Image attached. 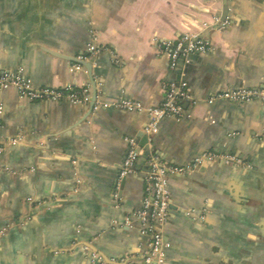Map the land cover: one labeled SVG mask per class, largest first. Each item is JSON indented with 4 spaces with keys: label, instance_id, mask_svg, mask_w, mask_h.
Returning <instances> with one entry per match:
<instances>
[{
    "label": "crops",
    "instance_id": "0c3cea01",
    "mask_svg": "<svg viewBox=\"0 0 264 264\" xmlns=\"http://www.w3.org/2000/svg\"><path fill=\"white\" fill-rule=\"evenodd\" d=\"M186 35L211 50L172 70L164 44ZM94 37L102 50L90 58ZM4 72L92 97L31 102L0 90V264L125 263L149 250L140 223H127L142 208L143 164L117 189L127 139L142 144L148 115L94 105L158 108L180 82L193 101L161 122L152 152L178 166L210 151L245 165L169 177L165 264H264V103H209L264 90V0H0Z\"/></svg>",
    "mask_w": 264,
    "mask_h": 264
},
{
    "label": "built area",
    "instance_id": "2783aa9c",
    "mask_svg": "<svg viewBox=\"0 0 264 264\" xmlns=\"http://www.w3.org/2000/svg\"><path fill=\"white\" fill-rule=\"evenodd\" d=\"M224 27L225 23H221ZM90 58H94L102 48L99 47L96 37L89 45ZM211 50L210 44L198 36L186 35L175 42H166L164 44L163 54L170 63V68L175 70L179 61L192 55H207ZM76 70H81V66H76ZM14 89L18 92L21 99L31 102H69L73 104H88L92 93L89 87L76 89L69 86L58 89L55 87L36 88L31 82L25 80L21 73L4 72L0 74V90ZM217 100H227L238 105H246L251 102L260 101L264 103V90L242 88L233 91H224L212 97L209 103ZM192 95L186 82L169 84L165 89V100L158 108H145L141 103L135 101H121L117 104H107L96 101L95 110L100 108H116L129 112L146 111L148 123L145 126L144 133L148 137V146L152 148V139L158 134L160 124L166 119H180L183 117L185 102H192ZM17 141H13L16 143ZM128 150L123 164L119 171V183L134 173L137 161L144 155V150L139 142L134 138L127 139ZM4 146H0V153ZM235 164L245 165L242 159L235 156L224 155L215 151H210L195 159L186 166H175L160 160L155 153L150 152L147 161L148 173L145 180L144 197L141 210L135 212L128 219V224L134 221L140 223L143 233L150 237L149 252L145 259L146 264H157L163 262L164 250L168 244L163 239V234L158 230L163 228L169 217V207L171 196L168 190V179L171 176H184L194 173L204 164ZM117 196V194H116ZM130 220V221H129ZM127 260V259H125ZM140 261H128V264H140Z\"/></svg>",
    "mask_w": 264,
    "mask_h": 264
},
{
    "label": "water",
    "instance_id": "95a60500",
    "mask_svg": "<svg viewBox=\"0 0 264 264\" xmlns=\"http://www.w3.org/2000/svg\"><path fill=\"white\" fill-rule=\"evenodd\" d=\"M225 16H227V14L225 13ZM226 18V17H225ZM196 56H200V55H196ZM189 58V57H188ZM184 61V59H182L180 62L182 63ZM179 62V63H180ZM22 75V74H21ZM240 89H242V88H240ZM96 95L97 94H95V98H96ZM92 108H93V106H92ZM144 129H145V127H144ZM155 141H156V135L153 137V139H152V145H154L155 144ZM139 145H140V147L144 150V155L140 158V159H143L144 160V162L145 163H136V165H135V168H134V171L135 170H138L137 169V165H140V164H143V167H144V179L146 180V178H147V173H148V166H147V161H148V159H149V155H150V152L152 151V149H150V147L148 146V137L145 135V133H144V131H143V142H142V144H140L139 143ZM1 146H4V145H1ZM169 164H171V165H175V164H172V163H169ZM216 164H223V165H226V166H235V167H241V166H238V165H235V164H225V163H215V164H204L203 166H201V167H204V166H207V165H216ZM175 166H178V165H175ZM182 167V166H181ZM200 167V168H201ZM199 168V169H200ZM198 169V170H199ZM198 170H196L195 172H197ZM194 172V173H195ZM194 173H192V174H194ZM189 175H191V174H189ZM117 189H121V185L119 186V185H117ZM169 190V189H168ZM118 191V190H117ZM114 199H115V202H117L118 201V199H119V196L117 195L116 196V192H115V195H114ZM175 208H174V206L172 205V200H171V204H170V207H169V216H170V213H171V211L172 210H174ZM134 214V213H133ZM130 220L132 219V218H129ZM129 220V221H130ZM168 220H169V217H168ZM168 222V221H167ZM167 222H166V224H167ZM166 224L164 225V227L166 226ZM164 227L163 228H161V229H159L158 230V233H161V234H163V239H164V241H165V243H167L168 244V248H166L165 250H164V257H163V262L161 263V264H165V261H166V251L169 249V247H170V243L167 241V239H166V237H165V235H164ZM88 249V248H87ZM86 249V250H87ZM149 252V250L143 255V256H141V257H136V255H128V257H125V259L127 258V260H126V262L124 263H107L105 260H104V258L102 257V256H98L97 254H93V258H94V262L96 263H99V264H128V261L130 262H132V261H140L141 263L140 264H146L145 263V259H146V257H147V253ZM135 256V257H134ZM120 262H121V260H120ZM152 264H157V262L156 261H154Z\"/></svg>",
    "mask_w": 264,
    "mask_h": 264
}]
</instances>
